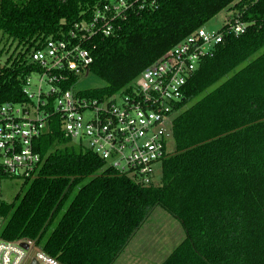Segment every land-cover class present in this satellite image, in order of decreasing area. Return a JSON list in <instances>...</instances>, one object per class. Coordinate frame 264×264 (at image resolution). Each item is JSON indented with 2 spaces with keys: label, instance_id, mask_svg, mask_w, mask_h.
Instances as JSON below:
<instances>
[{
  "label": "trees",
  "instance_id": "1",
  "mask_svg": "<svg viewBox=\"0 0 264 264\" xmlns=\"http://www.w3.org/2000/svg\"><path fill=\"white\" fill-rule=\"evenodd\" d=\"M107 0H0V37L15 45L0 64V104L25 102L30 52L87 21ZM223 40L188 78L173 116L174 149L144 184L72 142L52 114L35 140L42 161L17 201H0V235L33 239L61 264H113L156 206L176 216L183 241L160 264H264V0H159L109 36L84 41L103 96L140 73L222 9ZM248 23L229 32L234 19ZM78 77L71 76L69 87ZM170 140V142H171Z\"/></svg>",
  "mask_w": 264,
  "mask_h": 264
},
{
  "label": "built area",
  "instance_id": "2",
  "mask_svg": "<svg viewBox=\"0 0 264 264\" xmlns=\"http://www.w3.org/2000/svg\"><path fill=\"white\" fill-rule=\"evenodd\" d=\"M158 4L159 0H107L95 8L89 20L76 22L67 34L49 37L42 47L30 52L39 70L24 83L28 100L0 104V187L5 178L25 179L35 173L42 161L35 140L46 131L52 114L59 115L65 136L92 149L106 165L144 184L156 181L161 160L169 151L173 116L185 96L188 78L223 40L224 32L202 26L145 68L129 90L88 96L83 90H73L75 83L69 87L64 83L72 75L88 72L93 55L84 41L113 35L121 28L120 20ZM247 26L236 18L228 31L238 35ZM34 74L38 79L33 84ZM2 224L0 217V229ZM22 242H27L28 248ZM33 258L37 264H61L33 239L8 240L0 235V264H31Z\"/></svg>",
  "mask_w": 264,
  "mask_h": 264
},
{
  "label": "rangeland",
  "instance_id": "3",
  "mask_svg": "<svg viewBox=\"0 0 264 264\" xmlns=\"http://www.w3.org/2000/svg\"><path fill=\"white\" fill-rule=\"evenodd\" d=\"M232 13V9L226 7L211 18L204 27L209 31L219 30ZM8 47L9 42L6 37H0V64L5 63L15 45L7 51ZM34 75L33 84L38 79L37 74ZM105 85V81L97 74L85 71L78 76L73 90L99 88ZM32 88L35 89V86L32 85ZM116 98L120 100L119 95H116ZM174 146V141L171 140L169 150L174 149ZM159 167L157 175L160 174ZM27 187L25 179L20 176L3 179L0 187V201H17L16 196L19 194L21 196ZM185 235L181 221L164 207L156 206L113 264H160L183 241Z\"/></svg>",
  "mask_w": 264,
  "mask_h": 264
},
{
  "label": "water",
  "instance_id": "4",
  "mask_svg": "<svg viewBox=\"0 0 264 264\" xmlns=\"http://www.w3.org/2000/svg\"><path fill=\"white\" fill-rule=\"evenodd\" d=\"M22 246H24L25 248H28L29 245H28L27 242H22ZM31 264H37V260H36V258H33Z\"/></svg>",
  "mask_w": 264,
  "mask_h": 264
}]
</instances>
